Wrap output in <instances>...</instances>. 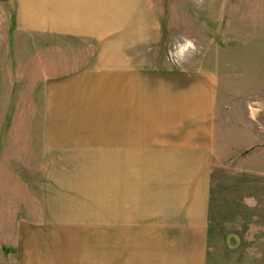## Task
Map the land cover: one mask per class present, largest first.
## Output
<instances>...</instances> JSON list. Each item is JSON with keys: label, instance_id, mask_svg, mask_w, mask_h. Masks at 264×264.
I'll list each match as a JSON object with an SVG mask.
<instances>
[{"label": "rangeland", "instance_id": "1", "mask_svg": "<svg viewBox=\"0 0 264 264\" xmlns=\"http://www.w3.org/2000/svg\"><path fill=\"white\" fill-rule=\"evenodd\" d=\"M19 3L0 0V264H264V0H151L150 71L194 81L207 116L194 180L186 151L116 160L49 141L55 98L30 92L62 38L19 30Z\"/></svg>", "mask_w": 264, "mask_h": 264}, {"label": "crops", "instance_id": "2", "mask_svg": "<svg viewBox=\"0 0 264 264\" xmlns=\"http://www.w3.org/2000/svg\"><path fill=\"white\" fill-rule=\"evenodd\" d=\"M150 8L151 0H20L19 30L47 36L52 43L62 38L61 52L46 48L50 65L37 70L38 88L30 97L57 101L56 110L48 101L49 141L69 144L58 148L110 149L104 158L116 160L121 151L134 158L141 155L136 150L186 151L181 157L193 177L198 149L209 147L207 116L201 124L194 115V81L150 71ZM56 53L62 54L59 69L53 65ZM168 208L179 214L177 205ZM197 208L191 205L181 213L194 230L207 224L206 210Z\"/></svg>", "mask_w": 264, "mask_h": 264}, {"label": "clouds", "instance_id": "3", "mask_svg": "<svg viewBox=\"0 0 264 264\" xmlns=\"http://www.w3.org/2000/svg\"><path fill=\"white\" fill-rule=\"evenodd\" d=\"M180 40H182L183 43H180L179 41H176L173 46L175 47V46L178 45L182 51H188L189 49L193 53L196 51V46H195V44L193 42L188 41L186 38H183V37H181ZM168 59L169 60L172 59L171 53L169 54ZM173 62H175V61H173Z\"/></svg>", "mask_w": 264, "mask_h": 264}]
</instances>
